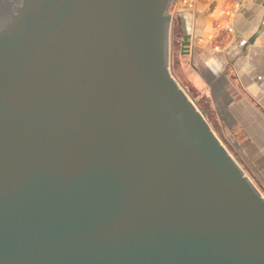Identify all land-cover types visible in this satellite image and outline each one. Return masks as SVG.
<instances>
[{
	"label": "water",
	"instance_id": "water-1",
	"mask_svg": "<svg viewBox=\"0 0 264 264\" xmlns=\"http://www.w3.org/2000/svg\"><path fill=\"white\" fill-rule=\"evenodd\" d=\"M170 2L0 0V264H264V196L170 71Z\"/></svg>",
	"mask_w": 264,
	"mask_h": 264
},
{
	"label": "crops",
	"instance_id": "crops-1",
	"mask_svg": "<svg viewBox=\"0 0 264 264\" xmlns=\"http://www.w3.org/2000/svg\"><path fill=\"white\" fill-rule=\"evenodd\" d=\"M190 12L192 44L218 50L217 79L235 86L230 114L247 133L244 144L264 149V0H196ZM258 160L264 167V154Z\"/></svg>",
	"mask_w": 264,
	"mask_h": 264
},
{
	"label": "rangeland",
	"instance_id": "rangeland-1",
	"mask_svg": "<svg viewBox=\"0 0 264 264\" xmlns=\"http://www.w3.org/2000/svg\"><path fill=\"white\" fill-rule=\"evenodd\" d=\"M196 0H171L167 12L172 15L169 26V68L182 88L204 114L225 148L244 173L264 196V167L259 157L264 149H249L245 145L247 133L233 121L230 95L235 86L230 81L221 85L218 81L222 57L218 50L192 44V26L186 15L191 13ZM189 39V47L183 40ZM220 56V58H218ZM216 67L217 70L214 68ZM219 69V70H218Z\"/></svg>",
	"mask_w": 264,
	"mask_h": 264
}]
</instances>
